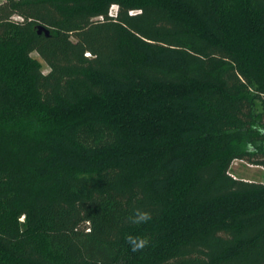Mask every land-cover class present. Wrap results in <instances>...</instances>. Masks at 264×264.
<instances>
[{
	"label": "trees",
	"instance_id": "trees-1",
	"mask_svg": "<svg viewBox=\"0 0 264 264\" xmlns=\"http://www.w3.org/2000/svg\"><path fill=\"white\" fill-rule=\"evenodd\" d=\"M236 159L264 166V0H0V264H264Z\"/></svg>",
	"mask_w": 264,
	"mask_h": 264
},
{
	"label": "rangeland",
	"instance_id": "rangeland-1",
	"mask_svg": "<svg viewBox=\"0 0 264 264\" xmlns=\"http://www.w3.org/2000/svg\"><path fill=\"white\" fill-rule=\"evenodd\" d=\"M116 6L111 7V12H116ZM32 55L40 60L41 68L44 72H48L50 67L48 64L39 56L37 52H33ZM230 171L237 177L246 180L264 181V166L253 164L246 160L236 159L232 162Z\"/></svg>",
	"mask_w": 264,
	"mask_h": 264
},
{
	"label": "clouds",
	"instance_id": "clouds-1",
	"mask_svg": "<svg viewBox=\"0 0 264 264\" xmlns=\"http://www.w3.org/2000/svg\"><path fill=\"white\" fill-rule=\"evenodd\" d=\"M150 219H151V214L149 212L137 209L132 218V221L133 223L141 224V223H147ZM128 243L130 244L133 251H138L146 247L149 243V240L143 236H136V237L129 236Z\"/></svg>",
	"mask_w": 264,
	"mask_h": 264
},
{
	"label": "water",
	"instance_id": "water-1",
	"mask_svg": "<svg viewBox=\"0 0 264 264\" xmlns=\"http://www.w3.org/2000/svg\"><path fill=\"white\" fill-rule=\"evenodd\" d=\"M43 31L45 32L46 35H49L50 34L49 30L45 29L43 26H40L39 27V32L41 33Z\"/></svg>",
	"mask_w": 264,
	"mask_h": 264
}]
</instances>
